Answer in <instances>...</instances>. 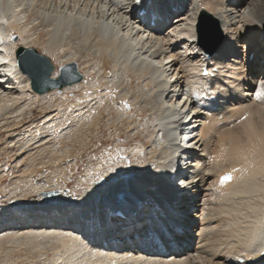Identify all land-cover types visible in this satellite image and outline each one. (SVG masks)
<instances>
[{"label":"bare ground","instance_id":"6f19581e","mask_svg":"<svg viewBox=\"0 0 264 264\" xmlns=\"http://www.w3.org/2000/svg\"><path fill=\"white\" fill-rule=\"evenodd\" d=\"M135 1L0 0V130L12 132L0 181L18 168L14 187L0 182V263L17 251L28 264L46 253L47 264H264V0H139L144 17ZM201 12L221 31L208 61ZM18 47H39L52 78L71 63L83 78L38 94ZM209 64L214 77L200 76ZM183 112L193 119L181 151ZM105 117L113 147L88 157L79 196L65 192Z\"/></svg>","mask_w":264,"mask_h":264},{"label":"rangeland","instance_id":"374dc122","mask_svg":"<svg viewBox=\"0 0 264 264\" xmlns=\"http://www.w3.org/2000/svg\"><path fill=\"white\" fill-rule=\"evenodd\" d=\"M200 18H202L204 20V22H205L204 30L206 28H208V27L211 28V27L214 26L213 17H211L210 15H207V14L204 15V16H202L201 14H198L197 20H196L197 23L195 25L197 40H198L197 26H198V22H199ZM218 27H219V25H218ZM14 41L18 42V38H16ZM35 50L38 53H40L39 52V47L35 48ZM53 66H54V69H55L56 65H53ZM115 104H116V106H119L118 103H115ZM34 112H35L34 113V115H35L34 117L35 118L38 117V116H36L38 114L37 111H34ZM29 118H32V116H27L25 120H28ZM106 123H107V121H106V117H105L102 120V122H101V130H100L99 134L97 136H91V138L89 137L91 139V142L87 146L85 153L79 158L80 161L78 160V163L75 164V166H76L75 170H74L75 172H73L71 174V178H69L67 176L70 179L71 182L68 183V185H67V187L65 189V192H69L70 194H73L74 196H77V195L79 196L81 194V186L78 184L79 176H81L84 173H86L88 166H90V165L92 166L94 164V162H95V161L93 162L92 160H89L88 157H90V155H92V154L95 155L94 157H100V156L103 155V154H101V152L105 151L106 149L109 150L108 148L113 147L114 141H112V136L108 135L109 134V130L106 128V126H107ZM28 125H29V123L27 122L26 124H24V126H21V127L19 126V127L15 128L16 130L14 131L13 135L14 134H19V135L20 134H25L27 132V129L29 128ZM0 132H1V138H0V165H2L4 163H7V160H8V158L5 155V147H6L5 139L7 138V135L9 133L11 134L12 132L11 131L10 132H4V129H1ZM121 135H122L121 138H120L121 141H123L125 138H127V139L130 138L129 142H127V145L125 147H128V146L133 144L134 139H132V137H133L132 135H130V134L128 135V133L124 132L123 130L121 132ZM139 137L142 140V142L145 143V146H148L150 144V141H149L148 137H145L143 134L140 135ZM77 148H78V146L76 145L74 149L76 150ZM93 148H95V150L91 151ZM124 153H120L118 151V154L116 153V155H118V157L116 158V161L119 162L120 160H118V158H120ZM104 155H105V153H104ZM126 156L130 160L129 154H126ZM131 162L132 161H130L129 164L133 163V162L132 163ZM119 163H121L120 165L122 166V162L120 161ZM119 163H117V164L119 165ZM65 164H67V163H65ZM1 168L2 167H0V169ZM7 168H8L7 169V176L4 177V180L0 181L1 182V186H6V189L14 187V182L16 181V178H17V175H18V172H17L18 168L15 167L13 162L8 163L7 164ZM68 178H67V180H69ZM124 194L129 195V193H124ZM2 195H3V192H0V199H4L5 198V197H2ZM27 200H29V199L23 200V203L27 204ZM33 255H35V254H33ZM45 255L49 257V253H46ZM45 255H42L40 257L35 255V256H33L32 260L37 262L36 264H44V263L47 264L48 263L47 261L44 262L46 260L45 258H47V257H45ZM0 258L1 259L3 258V260H1V261H4V255H2ZM7 259H6L7 264H28L26 258L23 257L21 255V253L17 252V251L12 252L7 257ZM42 259H44L43 262H42ZM0 264H6V263L1 262ZM49 264H53L52 261L49 262Z\"/></svg>","mask_w":264,"mask_h":264},{"label":"water","instance_id":"95a60500","mask_svg":"<svg viewBox=\"0 0 264 264\" xmlns=\"http://www.w3.org/2000/svg\"><path fill=\"white\" fill-rule=\"evenodd\" d=\"M201 15H206L201 12ZM208 15V14H207ZM214 26L204 30L205 22L200 18L197 26V35L199 45L206 50L205 53L211 54L221 41V31L215 19ZM16 65L20 72L25 74L30 81L31 89L42 94L53 89L60 91L63 87L82 80L83 75L77 70L76 64L71 63L59 68L56 78L51 77L54 66L49 59L39 54L33 48L18 47L15 51ZM49 196L55 195L50 192Z\"/></svg>","mask_w":264,"mask_h":264},{"label":"snow or ice","instance_id":"6c2138e0","mask_svg":"<svg viewBox=\"0 0 264 264\" xmlns=\"http://www.w3.org/2000/svg\"><path fill=\"white\" fill-rule=\"evenodd\" d=\"M4 22L7 23V21H4ZM10 38H11V37H9V39H10ZM260 88L262 89V91H260V92L258 93V95H259L260 97H264V81H261V82H260ZM181 103H183V102H181ZM177 107H180V105H177ZM185 114H187V113H185ZM242 119H246V116H245V117H242ZM232 171H233V172L241 171V169H239V168H234ZM244 171H247V170L245 169ZM259 175L264 176V164H262V165L259 166ZM227 179H231V175H230V174H226V175L222 178L221 182H223L224 180H227ZM259 239H260V240H264V229H261V234H260V238H259ZM261 255H264V253H261Z\"/></svg>","mask_w":264,"mask_h":264}]
</instances>
